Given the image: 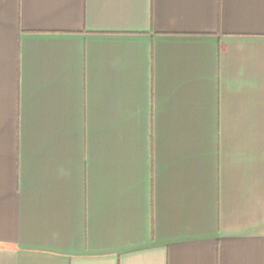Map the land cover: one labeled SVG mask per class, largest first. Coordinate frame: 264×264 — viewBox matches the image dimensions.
Returning a JSON list of instances; mask_svg holds the SVG:
<instances>
[{
  "label": "crops",
  "instance_id": "1",
  "mask_svg": "<svg viewBox=\"0 0 264 264\" xmlns=\"http://www.w3.org/2000/svg\"><path fill=\"white\" fill-rule=\"evenodd\" d=\"M0 264H264V0H0Z\"/></svg>",
  "mask_w": 264,
  "mask_h": 264
}]
</instances>
